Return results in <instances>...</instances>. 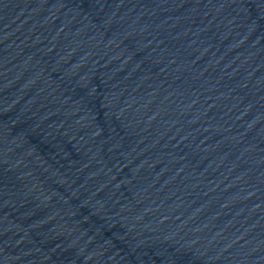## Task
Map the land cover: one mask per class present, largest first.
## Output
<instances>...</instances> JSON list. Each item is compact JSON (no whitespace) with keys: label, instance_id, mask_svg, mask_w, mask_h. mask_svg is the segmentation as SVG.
Returning a JSON list of instances; mask_svg holds the SVG:
<instances>
[{"label":"water","instance_id":"95a60500","mask_svg":"<svg viewBox=\"0 0 264 264\" xmlns=\"http://www.w3.org/2000/svg\"><path fill=\"white\" fill-rule=\"evenodd\" d=\"M0 264H264V0H0Z\"/></svg>","mask_w":264,"mask_h":264}]
</instances>
